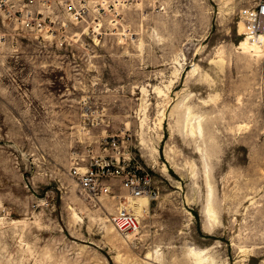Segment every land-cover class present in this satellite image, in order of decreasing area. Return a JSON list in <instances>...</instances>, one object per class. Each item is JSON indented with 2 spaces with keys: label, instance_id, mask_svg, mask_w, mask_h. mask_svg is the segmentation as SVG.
I'll use <instances>...</instances> for the list:
<instances>
[{
  "label": "rangeland",
  "instance_id": "obj_1",
  "mask_svg": "<svg viewBox=\"0 0 264 264\" xmlns=\"http://www.w3.org/2000/svg\"><path fill=\"white\" fill-rule=\"evenodd\" d=\"M95 2L65 16L64 45L0 11V264H152L156 248L195 264L190 245L264 264V51L240 32L253 0H111L106 16ZM112 137L159 189L133 238L110 222L119 180L92 199L70 174Z\"/></svg>",
  "mask_w": 264,
  "mask_h": 264
},
{
  "label": "built area",
  "instance_id": "obj_2",
  "mask_svg": "<svg viewBox=\"0 0 264 264\" xmlns=\"http://www.w3.org/2000/svg\"><path fill=\"white\" fill-rule=\"evenodd\" d=\"M109 1L106 4V0H0V11L6 19L22 29L54 38L64 45L69 39L67 17L74 23L83 22L90 15L94 2L98 16H106ZM240 19L245 26L243 36L264 48V0H253L245 5L240 9ZM88 27L97 30L101 24L88 23ZM2 39L3 34H0V42ZM119 141L116 137L103 138L100 149L88 145L81 154L75 153L70 174L92 199L112 193V180H119L120 188L126 195L113 196L119 199L120 205L111 214L110 222L121 235L130 237L142 229V220L135 211L136 201L143 196L150 202L157 199L159 189L151 172L132 153L122 150ZM110 142L112 152L108 154L105 152Z\"/></svg>",
  "mask_w": 264,
  "mask_h": 264
},
{
  "label": "bare ground",
  "instance_id": "obj_3",
  "mask_svg": "<svg viewBox=\"0 0 264 264\" xmlns=\"http://www.w3.org/2000/svg\"><path fill=\"white\" fill-rule=\"evenodd\" d=\"M240 32L242 34H244V32H245V26H244V23L242 21H240ZM241 46L244 50H247L249 52L264 51V48H262L258 44H254L251 41H248L244 36H243V41L241 42ZM192 116H193V114H192ZM189 117H191V116H189ZM200 118L198 120L197 127H195V125H192V124L190 125V126H192V127H190V130H191L190 132L195 133L196 131L194 129H197V128L200 132H202V124H201ZM211 196H212V191L210 190V195L208 198L207 205L205 207V212L207 215L208 225H210V227H213L214 222L217 220L218 217H217V212L211 203V200H212ZM149 205H150V200L147 197L143 196L136 201L135 211L137 212L138 215H141V214L146 215V214H144V212L147 211V209L149 208ZM133 237H136V236H133V235L130 236V238H133ZM188 254L193 258L195 264H215L216 260H217V259L215 260L214 256L210 253L209 248H196V247H193L192 245H190ZM149 255H150V258H154V260L152 261V264H160L158 261L159 260L158 256L161 255V252L158 248H156L151 253H149Z\"/></svg>",
  "mask_w": 264,
  "mask_h": 264
}]
</instances>
